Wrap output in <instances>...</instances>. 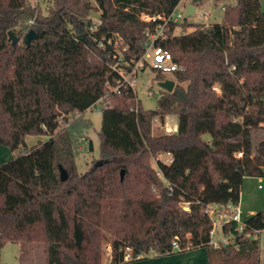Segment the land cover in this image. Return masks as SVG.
I'll use <instances>...</instances> for the list:
<instances>
[{"label":"trees","instance_id":"1","mask_svg":"<svg viewBox=\"0 0 264 264\" xmlns=\"http://www.w3.org/2000/svg\"><path fill=\"white\" fill-rule=\"evenodd\" d=\"M234 1L221 24L167 26L156 45L180 69L174 90L160 92L156 109L146 111L130 87L113 91L121 79L114 67L145 55L162 19L143 16L168 17L182 0H52L46 14L30 0H0V145L16 153L0 166V250L42 244L46 264H104L109 241L110 264L197 248L210 264H260L259 242L245 234L264 230V211L245 221L241 235L227 223L236 243L217 248L206 212L239 204L246 178L264 180V140L257 148L252 142L264 130V12L261 0ZM30 30L38 38L26 47ZM97 103L100 160L82 174L76 160L91 126L82 116ZM171 115L177 131L154 135V122ZM28 136L48 140L28 147Z\"/></svg>","mask_w":264,"mask_h":264},{"label":"rangeland","instance_id":"2","mask_svg":"<svg viewBox=\"0 0 264 264\" xmlns=\"http://www.w3.org/2000/svg\"><path fill=\"white\" fill-rule=\"evenodd\" d=\"M30 3L34 7H38L43 14H46L48 8L52 5V0H30ZM234 0H203V2L194 4L196 9L191 17H186V7L188 4H192V0H182V3L178 6L176 12L182 13L184 19L188 23L211 26L213 24H221L224 17V7L226 5H234ZM262 10L264 12V0H261ZM181 21V22H182ZM194 29H189L193 31ZM177 35H181V29L176 30ZM166 79L174 80L172 74H167ZM135 90L137 98L142 104V108L146 111L155 110L157 107V101L162 92L159 82L155 80V72L146 68L143 72H140L136 77ZM102 109L101 103L94 104L88 109L82 116L83 120L90 121L91 126L85 132V137H88L86 141L82 140L80 150L81 154L77 157L76 163L78 171L82 174H86L93 169L95 164L100 160L101 142H100V130L102 126ZM178 124V118L176 115L167 117L166 122L161 124L155 121L153 125V134H168L173 133L175 126ZM209 139V136H206ZM48 140L47 136H28L26 143L28 147H32L39 142H45ZM264 140V130H256L252 133V142L255 148L260 142ZM92 144V151H88L87 147ZM16 153H13L8 147L0 145V166L11 161L12 157ZM164 163H169L170 156L162 154L160 158ZM152 166L157 169V159L151 160ZM262 188V189H261ZM240 205L242 209L243 221L249 219L253 214H257L264 211V180L260 178L250 177L244 180L243 191L240 199ZM182 207H185L183 204ZM185 210V209H184ZM220 237V236H218ZM259 242V260L260 264H264V230L254 236ZM113 246L112 243L107 241L102 246V257L104 264H110L112 262ZM148 257H151L148 256ZM46 253L42 244L23 245L18 243H6L0 250V264H46ZM138 260L130 262V264L144 263ZM217 261L215 264H218ZM241 264H247L241 262Z\"/></svg>","mask_w":264,"mask_h":264},{"label":"built area","instance_id":"3","mask_svg":"<svg viewBox=\"0 0 264 264\" xmlns=\"http://www.w3.org/2000/svg\"><path fill=\"white\" fill-rule=\"evenodd\" d=\"M178 8V7H177ZM168 17H148L143 16L142 19L146 22L156 21L157 19H162V23L158 26L156 32L154 34L149 35V41L146 46L145 55L138 61H134L133 63H127L123 61V59H119V63L114 69L119 73L121 79L118 81V85L113 89L114 92L120 93L121 88H131L133 91L135 90V81L136 77L140 72L146 70V68H150L157 72L162 73L163 75L173 74L176 71H179L180 66L174 62L172 54L163 49L160 46L156 45V41L162 37H165L167 26L171 23L181 22L184 19L182 13H177L176 10ZM33 21H30L32 24ZM108 44H111V40L108 41ZM100 47L104 50L106 49V45L104 43L100 44ZM122 65H126L128 70L122 68ZM215 91L219 92L218 88H214ZM170 156V154H167ZM162 154L158 155L157 159H160ZM172 161L170 156V161ZM260 180H262L260 178ZM262 189V188H261ZM183 207L185 210H188V204H184ZM207 214L211 217L213 226L210 231V239L211 245L215 248L219 246H227L234 245L236 243L237 236L233 232L226 233L224 231V226L229 222H234L238 225L239 235L243 234L245 230V221L242 219V209L240 204L237 205H226V206H218V205H210L207 207ZM255 215V214H253ZM256 234L248 233L245 234V237L252 238ZM220 236V237H218ZM174 249L178 250V246L174 243ZM125 261H130L133 258L132 249L127 247L125 249ZM142 256H138L135 259H141Z\"/></svg>","mask_w":264,"mask_h":264},{"label":"crops","instance_id":"4","mask_svg":"<svg viewBox=\"0 0 264 264\" xmlns=\"http://www.w3.org/2000/svg\"><path fill=\"white\" fill-rule=\"evenodd\" d=\"M176 131H177V125L175 126L173 133ZM138 260L140 261L144 260L143 261L144 263H140V264H210L209 259H208V252L205 248H197V249H193L189 251L173 253L170 255H164V256H159V257L151 256V257H146V258H142ZM138 260H134L131 262H135ZM127 264H130V262H128Z\"/></svg>","mask_w":264,"mask_h":264},{"label":"water","instance_id":"5","mask_svg":"<svg viewBox=\"0 0 264 264\" xmlns=\"http://www.w3.org/2000/svg\"><path fill=\"white\" fill-rule=\"evenodd\" d=\"M203 2V0H192V4H188L186 7V17H191L193 13L195 12V5L197 3ZM95 18H99V15L93 14ZM9 39L13 46H17L19 44V38L14 34L13 31L8 32ZM38 38V34L34 30H30L24 37V43L26 47H30L31 43ZM160 87H162V90H165L166 92H172L175 87V82L170 79H166L164 81L159 82ZM90 151H92V144H89ZM99 164L101 165L102 162L100 161ZM121 179L123 180L124 174H126L124 171L121 172ZM60 175L61 180L65 181L68 179V172L60 166Z\"/></svg>","mask_w":264,"mask_h":264}]
</instances>
